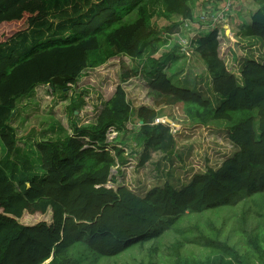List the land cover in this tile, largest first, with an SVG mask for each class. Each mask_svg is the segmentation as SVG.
<instances>
[{
	"label": "trees",
	"instance_id": "16d2710c",
	"mask_svg": "<svg viewBox=\"0 0 264 264\" xmlns=\"http://www.w3.org/2000/svg\"><path fill=\"white\" fill-rule=\"evenodd\" d=\"M157 3L166 25L149 14ZM196 3L203 7L201 0H0V24L29 15L0 42V264H98L96 256L113 257L110 264H264V59L242 61L239 81L219 54L220 21L198 32L191 49L218 96L212 106L175 85L153 58L193 19ZM246 13L238 33L264 49V0ZM119 53L142 63L154 106L131 107L118 84L94 121L72 122L64 137L35 142L37 164L31 153L19 154L17 103L41 84L63 93L83 70ZM138 72L122 70L121 82ZM177 104L189 124L223 123L231 154L179 186H106L117 181L112 169L118 174L128 162L125 144L139 148L147 181L163 178L177 142L167 121L156 122L163 116L156 108ZM79 105L73 96L71 115ZM133 117L137 126L128 130ZM127 132L136 142L117 146ZM47 212L49 222L19 221Z\"/></svg>",
	"mask_w": 264,
	"mask_h": 264
},
{
	"label": "rangeland",
	"instance_id": "374dc122",
	"mask_svg": "<svg viewBox=\"0 0 264 264\" xmlns=\"http://www.w3.org/2000/svg\"><path fill=\"white\" fill-rule=\"evenodd\" d=\"M201 1H203V7H200L197 3L195 4L193 19L184 22L182 29L173 34L171 38H168L167 44L162 46L153 55V58L160 59L159 66L170 75V79L175 85L189 88L214 106L219 101L218 96L213 93L210 76L199 58L193 54L191 45L195 42L198 32L206 29L207 25L217 24V20H221L218 23V39L221 43L219 54L227 69L240 81L238 76L242 61L250 58L257 61L264 59V49L258 44L257 39L243 37L238 33V26L246 19V12L252 11L258 0ZM227 2H229L228 9H226ZM160 9L161 4L159 3L149 5V14L152 20L158 19L159 25H166L169 21L160 16ZM223 9L226 10L227 15L222 20L221 12ZM230 13L234 21L231 23H229L230 18L227 17ZM28 18L29 15H24L19 21L1 23L0 42L17 29L24 27ZM176 20H178V17L173 16L171 21ZM225 25H227V30L229 28L231 30L227 35L224 32ZM173 58H175L174 61ZM139 62L123 53H119L100 67H89L83 70L78 82L71 85L69 90H64L63 93L53 92L48 84L38 85L32 94L22 98L17 103L19 114L15 116L12 123L20 142L24 144L19 148V154L27 156L31 153V161L37 164V155L33 152L35 142L64 137L71 133L72 122L83 125L94 121L104 101L113 93L115 86L118 84H121L125 89L131 107H153L155 94L149 93L146 80L141 72L142 63ZM129 68H136L139 71L138 74L125 82H121L120 72ZM78 95L80 105L73 110L71 115L70 99L73 96L77 98ZM156 109H161V114H163L157 122L168 120L171 132L177 142L173 158L166 165L167 168L163 172V178L153 181L146 180L144 169L137 166L136 151H139V148L131 146L133 147L131 150L125 144L131 142L134 144L136 135L127 132L123 133L121 141H115L116 143H114L117 146L125 144L123 147H126L128 162L120 167V173L118 174L115 168L112 169L111 173L116 174L117 181L116 183L108 182L106 186L124 185L135 192H141L143 189L154 184H160L165 180L179 186L185 184L193 174L218 166L223 158L231 154L234 149V145L227 137V129L223 123H212L204 126L189 124L180 104L172 107L161 105L157 106ZM131 122L127 124L128 130H132L137 126L136 118L133 117ZM112 130L113 128H109L106 132L108 141L116 136V132ZM1 150L0 146V153ZM166 171L169 174L164 175ZM49 220V212L45 214H24L19 219L24 225H32L40 221L49 222ZM111 260H113V257L96 256L94 259L98 264H110Z\"/></svg>",
	"mask_w": 264,
	"mask_h": 264
},
{
	"label": "crops",
	"instance_id": "0c3cea01",
	"mask_svg": "<svg viewBox=\"0 0 264 264\" xmlns=\"http://www.w3.org/2000/svg\"><path fill=\"white\" fill-rule=\"evenodd\" d=\"M229 25V24H228ZM230 26V25H229ZM224 32H225V35H227V33H229V32H231V30H230V28H229V30H226L225 28H224ZM19 114V109L17 108V110H16V114H15V116H17ZM15 119V118H14ZM13 119V120H14ZM12 125H13V123H12ZM17 132V131H16ZM18 135V134H17ZM21 145H23L21 142H20V140H18V143H17V146H18V148H21ZM24 146V145H23Z\"/></svg>",
	"mask_w": 264,
	"mask_h": 264
},
{
	"label": "built area",
	"instance_id": "2783aa9c",
	"mask_svg": "<svg viewBox=\"0 0 264 264\" xmlns=\"http://www.w3.org/2000/svg\"><path fill=\"white\" fill-rule=\"evenodd\" d=\"M229 1V0H228ZM228 4L226 5V9L229 8V2H227ZM225 9H223V11L221 12V17H222V20L225 18ZM217 21H221V20H217ZM158 121V119H156V122ZM112 129V128H110ZM113 131V130H112Z\"/></svg>",
	"mask_w": 264,
	"mask_h": 264
},
{
	"label": "water",
	"instance_id": "95a60500",
	"mask_svg": "<svg viewBox=\"0 0 264 264\" xmlns=\"http://www.w3.org/2000/svg\"><path fill=\"white\" fill-rule=\"evenodd\" d=\"M225 29L227 30V25H225ZM167 122H168V120H167Z\"/></svg>",
	"mask_w": 264,
	"mask_h": 264
}]
</instances>
